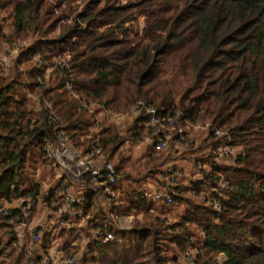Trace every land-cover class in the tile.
I'll list each match as a JSON object with an SVG mask.
<instances>
[{"label": "trees", "instance_id": "16d2710c", "mask_svg": "<svg viewBox=\"0 0 264 264\" xmlns=\"http://www.w3.org/2000/svg\"><path fill=\"white\" fill-rule=\"evenodd\" d=\"M7 9L10 22L8 32L0 24V45L18 35L41 40L21 51L28 62L39 59L26 71L27 79L17 69L0 74V264H30L26 252L13 245L19 212L9 208L4 215L1 204L40 193L42 183L26 165L27 151L47 162L42 146L56 128L80 148L98 145L118 176L132 184L153 178L173 159L174 136L166 150L141 155L143 169L123 156L120 147L128 139L148 134L143 108L130 124L92 131L96 111L81 105L93 101L124 112L138 100L162 115L180 111L183 126V120L209 123L199 144L193 138L183 142L200 157L211 162L209 151L219 143L212 127L227 131L244 154L231 167L217 166L196 183L173 188L168 208L189 203L174 223L151 211L166 212L141 199L136 186L125 191L118 213H141V220L119 242L99 246L93 264L172 263L175 257L165 254L169 244L184 250L196 227L204 234L198 264H218L219 253L225 255L222 264H264V0H0V13ZM140 16L144 23L134 31L131 24ZM66 52L69 69L53 70L56 77L45 80L44 60ZM24 87L37 95L39 109ZM134 170L139 177L132 176ZM221 176L225 186L215 194L216 209L207 203V192ZM59 190L50 189L49 207L55 208ZM50 244L44 236L43 248Z\"/></svg>", "mask_w": 264, "mask_h": 264}, {"label": "built area", "instance_id": "2783aa9c", "mask_svg": "<svg viewBox=\"0 0 264 264\" xmlns=\"http://www.w3.org/2000/svg\"><path fill=\"white\" fill-rule=\"evenodd\" d=\"M64 54L67 55L58 59L54 70H59L64 65L69 69L70 55L67 52ZM65 85L69 87L70 94L74 95L68 80L65 81ZM26 93L28 97L37 99V96L31 94L27 89ZM81 105L91 111L95 103L83 101ZM46 106L49 110V118L54 121L53 112L47 102ZM139 108L144 110L143 127L148 131V134L139 141L149 144L150 151L166 150L169 146V139L173 136L176 144H183L186 139L193 138L196 131H206L209 127V123H191L186 120H183L185 124L183 126L178 124V119L182 117L180 111L171 115H162L153 105L138 100L125 114L114 113L103 105H98L95 110V125L91 130L97 131L101 125L117 124L123 120L124 116L127 117V120L132 121V116L136 115ZM212 132L219 139V143L209 151L211 162L204 161L199 156L193 161V171H186L185 165H180L178 161L165 163L160 167V172L156 174L151 185L140 190L139 197L154 204L169 205L173 201V188L185 184V176H190L191 182L195 183L220 166L221 163L224 164L223 166L231 167L235 163L236 157L244 154V151L240 148L237 150V147L230 143V135L227 131L212 127ZM154 136L155 138H152ZM42 152L48 161L53 163L55 182L46 190L42 188L35 198L28 194L23 198L13 200L10 204L3 203L5 207L1 204L4 215L9 214V208H16L19 212V216L13 222V245L26 252L27 258L31 259L30 264H53L52 246L55 242H60L59 251L67 252L66 250H68L64 264H81L83 261H88L86 264H91L92 258L98 256L99 246L119 242L122 231L127 230L118 225V217H114L113 222L109 219L112 215L109 211L119 193V176L114 164L105 159L102 149L98 145L86 150L74 145L60 127L55 129L52 137L45 140ZM223 179L224 177L221 176L217 186L207 194V203L216 209L219 207V202L215 194L224 188ZM55 186L60 189L59 199L54 202L55 208H52L47 205V200L51 196L50 189ZM89 200L92 201L93 208L100 214L99 218L102 220L103 205L107 212L103 224L91 221L92 217L86 206ZM36 205L42 206L43 214L48 212L47 223H37L34 220L36 217L31 216ZM85 228L87 232L84 230ZM200 233L201 239L190 237L178 258L179 263L198 264L196 254L199 253L204 242L203 231L201 230ZM48 235L51 244L45 249L43 248V237ZM216 259L218 264H222L225 255L219 253Z\"/></svg>", "mask_w": 264, "mask_h": 264}, {"label": "rangeland", "instance_id": "374dc122", "mask_svg": "<svg viewBox=\"0 0 264 264\" xmlns=\"http://www.w3.org/2000/svg\"><path fill=\"white\" fill-rule=\"evenodd\" d=\"M8 13H9V9H7V11H2L0 13V18H1V16H5L4 21L0 19V24H2L3 30L5 32H8L7 28H8V24L10 22V18L8 17ZM55 14H56V11H55ZM64 23L66 25H69L71 23V21L66 20V22H64ZM143 23H144V19L142 16H140L136 19V21L134 23L131 24V27L133 28L134 31H139V29L143 25ZM61 25H62V22H60L59 24L58 23L56 24V28L54 29L55 33H58L59 30L62 29ZM37 40H41V38L36 36V35H26V36L18 35V37L12 41H3L0 45V74L6 76L8 74L14 73L17 69V71H21L23 73V78L27 79L26 71H28L29 67H31L34 64L35 59L38 60V57L32 56L33 57L32 62H28L29 60H26L25 58H21L22 56L23 57L25 56V55H22L21 51L28 48L31 44H34V42ZM66 55L67 54L62 53L60 55H54V56L48 58L47 60H44V63L46 64V67H47V69L45 67V70H46L45 71V80H47L51 76H52V78L56 77V75L53 73L54 66L57 64L58 59L66 56ZM36 63L38 66L41 65L39 62H36ZM23 91H26L25 87L23 88ZM34 95H36V94H34ZM28 99L30 100L31 104H33V106L36 110L39 109L40 104H39L37 99H35L33 97L28 98ZM97 107H98V104L95 103V105H93L91 110L94 111L97 109ZM130 108H131V106H130ZM128 111H129V108L124 112H114V111L113 112L118 113V114H125ZM128 123L130 124L131 121L127 120V117L124 116L123 120L117 124L124 125V124H128ZM112 124H114V123L107 124L106 126H108V125L111 126ZM201 133H204V131H196L195 132L196 137H193V140L197 139L198 144L202 140L201 136H203V135H200ZM147 146H149V144L142 143L138 140H133V142L131 143V146H128L126 148V150L129 149V152L124 151L125 153L123 152V156L130 157V161L135 162V166H136L137 170L143 169L142 158H141L142 154H141L140 148L147 147ZM124 148H125V146H124ZM238 148L239 147H237L236 149L239 150ZM30 153H31L30 151H27L28 162L26 165H28V168L30 167L31 171L35 172L34 173L35 178L39 179L42 182V188H43V190H46L47 187L51 186L55 182V177L53 174V170H54L53 169V163L51 161L50 162L49 161L41 162V160L37 158L36 152L34 155L35 157H32L30 155ZM144 154H146V152H144ZM184 154H185L184 152L181 153V152L177 151L172 158L175 157V158L179 159V156L181 157ZM198 155H199V153H198ZM203 159H205V158H203ZM172 161H176V159L170 160L168 162H172ZM223 165L224 164L221 163L220 167H224ZM137 170L132 171V176H134L135 178L139 177V175L138 176L136 175ZM138 173L140 174L141 170H139ZM132 176H130L131 179H133ZM144 179H142V180H144L145 182L146 181L148 182L152 179V177L147 178V179L144 178ZM127 180H129V179L122 177L120 180V183H125L127 186L133 187L131 185V183L133 181L129 180L130 183L128 184ZM142 180H140V182ZM140 182H139V184L142 185V183H140ZM150 183H151V181L149 182V185H151ZM209 191L207 193H209ZM188 199L193 206V204H194L193 199L191 197H188ZM179 206L180 205H178V207L174 206V208H172V209H170V208L164 209V211H166V212H164L165 214H163V215H165L169 219V221H171V223H174L176 218H179L181 215H183L185 213V211H187V209L189 208V203L186 202L185 205H182V207H185V209L181 215L178 214L180 212ZM3 207H5V206H3ZM47 213L43 214L42 206L36 205L31 212V216L36 217V218H34V220L37 223H41V222L47 223L46 222ZM94 213H95V210H94ZM193 232H194L196 239H201V233H200L201 229L200 228L196 227ZM62 240H63V237L61 238V241ZM52 249H53L52 257H53V260L55 261V262H53V264H64V259L68 255V250H66L67 252L63 251V253H59V250L57 249V247L55 245L52 246ZM182 251L183 250L175 249V246H173L172 244H169L167 251L166 252L164 251V252L168 256H171V257L174 256L175 257V260L169 264H181L178 262V258L180 256V254L182 253ZM216 261H217V259H216Z\"/></svg>", "mask_w": 264, "mask_h": 264}, {"label": "crops", "instance_id": "0c3cea01", "mask_svg": "<svg viewBox=\"0 0 264 264\" xmlns=\"http://www.w3.org/2000/svg\"><path fill=\"white\" fill-rule=\"evenodd\" d=\"M194 137H196V135L194 134L193 135ZM193 136H191V137H193ZM133 142V140H128V141H126L121 147H120V150H121V152L123 153L124 151H126V152H129V149L128 150H126V148L128 147V146H131V143ZM198 142H197V139H195L194 140V144H197ZM126 144V145H125ZM124 146H125V148H124ZM140 151H141V154H143L144 152H149L150 151V146H147V147H143V148H140ZM177 151H179V152H184L185 154L184 155H182L181 157L179 156V159H177V158H173L172 160H174V159H176V161H178L179 162V164L180 165H185V167H184V169L186 170V171H193V169H194V167H193V161L196 159V158H198L199 157V155L198 154H196V152H192V151H189V150H187V145H186V143H184V144H175V146H174V152L176 153ZM125 153V152H124ZM174 153V154H175ZM168 161H170V160H168ZM168 161L167 162H165V163H168ZM164 163V164H165ZM156 176V175H155ZM155 176L150 180L151 182L154 180V178H155ZM121 178L122 177H120L119 176V181H118V191H119V193H118V196H117V199H116V201H115V203L113 204V207H112V209L109 211L112 215H111V218H109L110 220H111V222H113V220H114V217H118V225L121 227H125V229H127L126 231H128V230H131L132 229V227H133V225H134V222H136V221H140L141 220V213H132V214H122V213H118V211L117 210H119V209H122L123 207H124V203L122 202L123 200H122V194L125 192V191H130L131 189H132V187L131 186H127L125 183H120V180H121ZM184 179L186 180V183L184 184V185H187V184H189L190 182H191V179H190V176H185L184 177ZM199 179V178H198ZM130 180V179H129ZM129 180H127V183L129 184L130 183V181ZM200 180V179H199ZM150 181H144V180H142L141 182L140 181H135L133 184L131 183V185L132 186H136V188H137V192L140 194V190L142 189V188H144L145 186H150L149 185V182ZM122 182V181H121ZM139 182L140 183H142V185H140L139 184ZM197 182V181H196ZM195 182V183H196ZM193 183V182H192ZM194 184V183H193ZM182 187V186H181ZM210 192V191H209ZM185 201L184 202H182V203H179L178 205H180L179 206V215H181L182 214V212L184 211V209H185V207H182V205H185ZM154 204V203H153ZM158 209H160V208H162L163 210L164 209H166V208H168V207H170V204L169 205H161V204H154ZM174 207V206H173ZM178 207V206H177ZM102 208H103V210L104 211H102V217H103V220L105 219V217H106V213L107 212H105V209H104V207H103V205H102ZM94 208H93V205H92V201L91 200H89L88 201V203H87V211H88V213L90 214V216L92 217V220L91 221H94V222H97V223H100V224H103V220L101 219V218H99L100 217V214L98 213V212H96L95 211V213H94ZM151 211H154V213L155 214H160V215H162L163 216V214H165V213H163V212H160L159 210H157V211H155V210H151ZM120 222H121V224H123V225H121L120 224ZM86 232H87V229L85 228L84 229ZM125 230L124 231H122V232H126ZM76 233V232H75ZM77 234V233H76ZM194 237H195V235H193ZM76 242H78V241H76ZM60 244V242L59 243H57V242H55V243H53V245H55L56 247H57V249H58V245ZM52 252H53V249H52ZM59 253H63V252H61V251H59ZM53 262H55L54 260H53ZM88 262V261H87ZM87 262H85L84 264H86ZM91 264H93V261L92 262H90Z\"/></svg>", "mask_w": 264, "mask_h": 264}]
</instances>
